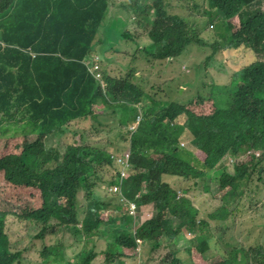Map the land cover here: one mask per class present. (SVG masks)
Instances as JSON below:
<instances>
[{
	"label": "trees",
	"instance_id": "obj_1",
	"mask_svg": "<svg viewBox=\"0 0 264 264\" xmlns=\"http://www.w3.org/2000/svg\"><path fill=\"white\" fill-rule=\"evenodd\" d=\"M181 1L183 7L177 15L169 10L170 0H145L143 11L136 15L141 27H151L148 35L153 41L144 48L137 46L136 59L148 61L145 68L153 72L164 64L180 69L177 80L163 83L157 99L148 97L153 99L152 104L139 108L119 97L105 102L99 80L81 63L98 51L96 38L104 34L99 31L107 11L100 0H0V131L6 138H16L13 151L8 145L12 155L0 151V173L11 186L23 188L8 191L4 201L23 197L16 214L26 217L30 224L43 226L37 235L28 236L23 248H9L4 241L8 215L0 212L2 264H93V258L88 259L77 247L75 237L86 233L95 246L98 237L116 241V229L131 236L129 245L125 241L123 255L134 264L144 252L145 243L153 250L144 256L142 264H183V260L192 264H264V247L255 245L260 238L254 230L243 229V223L241 247L226 253L217 242L216 256H206L215 238L213 230L238 215L239 208L232 211L231 207L241 206L238 200L243 193L236 194L245 180L251 181V168L264 184V64L250 67L260 75V87L243 99H232L240 113L217 107L206 116L197 115L204 114L210 93L203 80L225 71L219 62L225 50L249 44L264 59V8L247 15L245 11L259 0ZM175 18L181 35L177 40L166 39V25ZM49 34L52 37H47ZM80 35L89 37L70 48ZM144 35L141 30L135 31L137 38ZM125 38L132 39L128 34L116 42L124 44ZM200 49L205 55L198 59ZM72 52L81 54L79 59L67 61ZM105 57L113 59L109 53ZM135 57L131 54L117 65V71L127 73L137 67ZM231 59V66L238 64L235 57ZM125 77L138 80L134 71ZM105 81L110 88L116 80L106 77ZM177 84L182 85L177 88ZM190 84L196 87L191 101L177 102L175 96L184 100L180 90ZM137 88L141 89L140 84ZM100 102H105L103 114L111 112L107 121L112 118L124 124L139 113L143 116L137 138L130 145L134 175L125 179L122 192L138 209L154 206L155 215L140 219L136 234L132 221L126 225L110 219L103 222V212L114 209L119 213L121 208L104 199L108 180L98 171H103L104 165L88 160L95 155L102 163V152L87 146L82 126L74 127L77 120L82 124L89 118L101 127V116L93 108ZM249 108L254 115L247 114ZM184 115L187 120L182 125L179 121ZM186 135L194 137L200 150L198 160L181 147L179 138ZM227 156L238 160L235 175L229 177L222 172L219 193L203 195L204 180L215 174V168ZM177 158L190 167H182ZM202 159H206L203 164ZM190 181H198L197 201L191 198ZM144 188L150 191L142 194ZM224 199L228 204L215 205ZM174 218L187 230L198 232L195 249L183 260L171 249L179 236L172 226ZM33 252L38 259L29 257ZM120 257L116 263L110 257L105 264H124Z\"/></svg>",
	"mask_w": 264,
	"mask_h": 264
},
{
	"label": "clouds",
	"instance_id": "obj_2",
	"mask_svg": "<svg viewBox=\"0 0 264 264\" xmlns=\"http://www.w3.org/2000/svg\"><path fill=\"white\" fill-rule=\"evenodd\" d=\"M174 2H177L178 4H183V3L181 0H170L169 10L171 14L177 15L179 14V12H176L174 8ZM100 3L104 8L105 13L107 11L106 17L100 26L101 30L99 31V33H104V34H102V36L98 35L96 38L95 48L98 49V51L93 53V57L89 56L88 59L84 60L81 63L87 68L88 73L91 76L99 80L100 85L102 86L104 92L103 99L105 100V102L106 101L112 102L119 97L129 103L136 104L139 108L145 104H152L153 99H150L148 97H154L155 99L159 97V94L162 90V87L160 85L163 84V82L160 83V81L163 77L164 71L162 70L163 68L158 69L155 72L150 71L149 69L145 68V63L148 61H139L135 57L137 46L140 48H144L146 43L153 42L151 41L148 35L149 31L151 30V27L150 26L141 27L138 24L136 18L138 11L140 12L143 11L142 9L144 7L145 0H100ZM188 23L191 22L188 21ZM133 25H135V27H133ZM136 30H141L144 32L145 42L141 43L139 41V38L135 36ZM181 32L182 30L179 27L177 19L176 18L172 19L166 25L165 38L166 39L171 38L173 40H177L181 35ZM128 34L132 37V39L125 38L124 44H118L116 42V40L119 39L120 36L125 37ZM47 37H52V35L49 34ZM85 37H89V36L86 35L78 36L73 41L70 48L73 46L74 43L80 41ZM199 52H202V50L200 49ZM105 53L111 54L113 56V59L112 60L106 59ZM131 54L134 55L136 62L140 63V66L137 65V67L131 68L127 73L118 72L117 65L127 60ZM80 55L81 54L77 52H72L67 57V61H75L79 59ZM202 56L203 55H198V59H200V57ZM235 59L238 60V64L234 66L235 69L233 71L231 72L223 71L221 74L215 73L212 79L203 80L204 83L209 87L210 93L204 103V111L206 112H204V114H197V115L206 116L210 113L212 108L216 109L217 107L227 110L229 112L232 111L238 112L234 109L235 103L232 100L233 97L243 99L249 96L250 94H252L260 87V75L252 71L250 67L257 63L264 64V59H262V54H259L255 49H252L250 53H245L243 56L235 57ZM247 63H249V66H246ZM130 71H134V76L138 80H135L133 78L127 79L125 77L127 74H129ZM106 77H112L115 78L116 80L110 88H107L106 86V81H105ZM139 84L141 86V89L137 88ZM183 91L184 88L182 90V93ZM105 102L97 103L93 107L96 115L101 116L100 120L102 122V126L100 127L97 122H95L92 118H89L88 121L86 122V124L90 123L89 128L86 129L83 128L81 133L88 147H92L93 150H100L102 152V158H101L102 163L98 160V158L95 155L89 156L88 160L90 162L100 163L104 165L103 170L107 174V180H108L106 186L104 187V191L108 193V196L107 197L105 196L104 199L113 201L114 204H117L121 208V211L119 213H116L114 209H109L103 212L102 213L103 222L107 223L108 220L110 219L115 221L116 224L126 225L129 221H132L134 225L133 233L136 234L138 221L140 219L149 220L155 214L154 206H146L141 209H138L135 203L129 202L124 197V194L122 192V188L126 182L125 179L126 178L130 179L134 175L131 166L130 145H131V141L137 138L136 132L140 121H142L141 119H143V116H141V114L139 113L133 120L124 124H120L117 122V120H113L112 118L111 120L107 121L105 118L106 117L110 118L111 112L108 111L106 114H103ZM262 110L264 111V102L262 103ZM247 114L254 115V112L252 111V109L249 108V112ZM79 122L80 120H77V124H79ZM96 128L97 130L93 133L94 135H100L102 133H105L107 129L109 133H115L113 140L111 141L110 144L106 145L95 142L88 144V142L91 141L89 135ZM179 142L181 144V147H184L183 150H188L192 152L196 160H198L200 150L197 149L194 142V137L192 135H186L183 136L182 138H179ZM6 145H7V139L3 134V131L2 132L0 131V151H4L12 155L8 151V146ZM104 154L108 156L107 159L104 157ZM2 158L3 157H0V159ZM177 161L182 167H190V165H188L187 163L183 162L178 158ZM205 161L206 159L205 160L202 159L200 160V163L203 164ZM236 163H238V160L230 156L225 157L220 161L218 166L215 168V174H213L212 176H215L217 179H219L220 180L219 184H221V178H220L221 173L224 172L227 176L233 177L235 175ZM228 165L233 166V174L228 173L227 171ZM100 170L101 169H99L98 171ZM206 173H210V172L207 171ZM254 173H256V170L253 171V168H251V172L249 173L248 177H251L252 174ZM5 182L2 180L3 183L2 186H5L13 190L23 191V189H18L16 187L11 186L7 182L6 184ZM190 182L193 187L191 198L197 201V194L195 192V189L198 184V181H190ZM247 184L248 182L245 180L241 186V189L243 187H246ZM144 189L145 190L142 191V194H146L150 191L149 188H144ZM241 189L239 193L241 192ZM92 193L94 194V192ZM232 198H230V200ZM230 200L228 201V203L230 202ZM228 203L225 202V199L222 201V205H226ZM140 210H141L140 214H142V218L141 217L139 218ZM0 212H4L8 215L6 219L4 241L9 248H13L15 244L18 242V240H16L13 232L12 233L8 232V222L10 219L18 218V216L12 215L9 212L3 210L1 206V201H0ZM173 220L180 222V220L177 218H174ZM24 222L25 223L28 222L26 217L22 219L21 227H18L16 229V233H18L21 230V228H23ZM171 222L173 226V221ZM181 223L183 224V222ZM208 223L210 224L211 222ZM183 225L181 227V230L174 229L173 226V229L176 230L179 234L178 237L184 238V241L190 243L189 247L182 249L185 251L179 253L178 256L179 259L181 260H183V258H181L180 256L181 253L187 254L188 251L195 249L194 245L196 243V237L198 234L197 231L187 230L186 228L183 227ZM42 227L43 226H41V229ZM183 231L191 235L190 236L191 240H189L188 237H185V235L182 233ZM85 235L86 233H83V235L80 238H77V240L81 243L86 241L85 243L89 244L91 242V238H86ZM98 238L99 240L105 242L106 246L104 250L99 252L96 250L94 245L90 248L89 247L82 248V250L86 253L88 259L93 258V264L94 261H96L99 257H103V256H104V264L105 261L110 257L113 258L114 262L116 263L117 259L120 256L124 264H134L127 257L123 255L125 241H127L128 243L126 245H129L132 242V238L129 234H126L122 230L116 229V241L114 240V238H109V237H98ZM236 238H239V240L242 243V240L244 238L242 235V229L238 228L233 230L234 242ZM136 241H141V238L136 237ZM217 242L218 241H216V243ZM257 244H260L261 246L264 247V245L261 243V238L259 242H257L255 245ZM235 248H239V246H236ZM209 251H211V249ZM215 252H216V244H215ZM3 257L4 255L0 256V264H2ZM143 258L144 255L142 253H139L137 264H142L141 261L143 260ZM182 262L183 264H192L191 261L186 262V260H183Z\"/></svg>",
	"mask_w": 264,
	"mask_h": 264
},
{
	"label": "rangeland",
	"instance_id": "obj_3",
	"mask_svg": "<svg viewBox=\"0 0 264 264\" xmlns=\"http://www.w3.org/2000/svg\"><path fill=\"white\" fill-rule=\"evenodd\" d=\"M183 7V4H178L177 2H174V8L176 10V12H180L181 9ZM251 6L245 11V14L250 15V14H257V12L255 11V9H260V8H264V0H259L258 2H255L254 4H252ZM133 27H135V25H133ZM102 28V27H101ZM101 30V29H100ZM113 34V33H112ZM102 36V34H100ZM207 37H211V36H207ZM139 41L145 42L144 36L142 38H139ZM127 46V45H126ZM129 47V46H128ZM134 48V47H132ZM255 48L249 44H243L242 46L236 48H231V49H227L223 52V56L221 57V59L219 60L221 66L225 69V71H233L235 68L234 66H231L232 63V59L231 57H240L243 56L245 53H250L252 51V49ZM264 46L261 48V50L263 49ZM199 55H205L203 52H199ZM138 66H140V63H137ZM175 66H180L179 64L175 63ZM246 66H249V63L246 64ZM178 69V70H177ZM185 69V67H183V70ZM164 71L163 73V77L160 81V83H164V82H168L173 80L174 78H176L179 73H180V69L176 68L174 69L173 67H171L168 64H164V67L162 69ZM124 73V72H121ZM219 76V75H218ZM177 80V79H175ZM180 83V82H179ZM182 84H177V88H179ZM161 87H163V84L160 85ZM185 90L183 91V95L186 97L184 100L180 99L178 95L175 96V100L177 102H182V103H188L189 101H191V99L193 98V96L196 93V87L190 85H185ZM182 90H180V93L182 94ZM206 112V111H204ZM187 120V116L184 115L181 119H180V124H184ZM78 125L82 126V128H89L90 123H85V124H76L74 125V127H77ZM109 128V127H108ZM115 133H109L108 129L106 130L105 133H102L100 135H94L92 134L89 138L91 141L88 142V144L95 142V143H100V144H110L111 141L113 140ZM7 145H9V149L11 151H13L16 143V138H10L7 137ZM224 162V161H223ZM227 171L230 174H233V166L232 165H228L227 167ZM105 174V176L107 177V174L105 173V171H99ZM0 201H1V206L2 209L9 212L12 215H16V209L19 208L21 202L23 201V197H15L12 198L10 200H8L7 202L4 201V197L6 195V193L10 190L13 189H9L5 186H2V180L5 182V179L3 177L2 174H0ZM252 179L250 182H248L246 187H243L241 189L240 193H243L242 197L238 200V202L241 203V206H235V207H231L232 211H235L236 209H238V215H236L235 219H231L229 220V222H224L220 228L213 230L215 233V240L212 241L211 244V251L206 253V256L209 257V259L214 258L216 256V252H215V244L216 241H218L225 249V252L228 253V249L232 250L234 249L236 246H240L241 241L239 240V238H236L235 242L233 241V230L234 229H242L240 226V223H243V229L245 230H254V232L257 234L258 237L261 238V243L264 245V184L261 183L259 181V177L256 173L252 174ZM219 179H217L215 176L212 177H207L202 185V194L203 195H207V196H215L219 193L220 191V184H219ZM6 183V182H5ZM7 184V183H6ZM18 189H23V188H18ZM239 193V194H240ZM238 194V195H239ZM108 196V193L106 191H104V197ZM236 197V196H235ZM234 197V198H235ZM234 198H232L230 200V202H232L234 200ZM229 202V203H230ZM236 202V203H238ZM257 203V204H256ZM256 204L254 207L253 205ZM215 205H222V201H217L215 203ZM217 206V207H218ZM141 210L139 211V218H142V214H140ZM148 213V212H145ZM155 215V214H154ZM153 215V216H154ZM152 216V217H153ZM138 218V219H139ZM149 218V217H148ZM22 217L18 216V218L15 219H10L8 222V232L10 233H14V236L16 238V240H18V242L15 244L14 247H18V248H23L24 245H26L27 242V238L28 236H35L38 234L39 230L41 229V226H36L34 224H30V223H25L23 225V228H21V230L16 233V229L18 227H21V222H22ZM173 221V226L174 229H179L181 230L182 227V223L172 220ZM141 224V220L138 221V226ZM89 230H93L92 228H89ZM185 237H188L189 240H191L190 238V234L186 233L185 231L182 232ZM75 240L77 241L78 245L77 247L79 249H82L83 247H92L94 244L93 242H90L89 244L84 242H79L77 240V237H75ZM247 244V243H246ZM234 245V247H233ZM105 242L99 240V238H97L96 240V244H95V248L97 251H102L105 249ZM190 246V243L184 241V238H177V240L175 241V245L171 248L172 250L175 251H179L183 252L185 250H182L184 248H187ZM144 252H141L144 256L148 255L152 252L153 248L150 244L145 243L144 246ZM181 258L185 257V254L181 253L180 254ZM31 259H38L39 255L36 252H33L32 254H30L29 256ZM189 260H186V262H188ZM27 262H25L24 264H26ZM31 264H40L38 261H34ZM94 264H104V256L103 257H99L96 261H94Z\"/></svg>",
	"mask_w": 264,
	"mask_h": 264
}]
</instances>
